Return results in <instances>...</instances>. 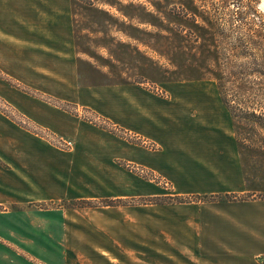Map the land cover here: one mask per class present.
<instances>
[{
	"label": "rangeland",
	"instance_id": "374dc122",
	"mask_svg": "<svg viewBox=\"0 0 264 264\" xmlns=\"http://www.w3.org/2000/svg\"><path fill=\"white\" fill-rule=\"evenodd\" d=\"M262 2L0 0V135H10L14 140L10 143L11 150H20L15 139L22 138L25 145L29 140L34 150H41L43 142L57 152H71L76 142L70 137V131L80 122L94 128L113 129L117 138L125 139L107 120L66 98L77 85L93 87L132 82L166 99L165 108L161 104L164 101H160L154 115L159 121H166L169 134L221 136L224 140L221 159L224 160L232 159L231 139L234 140L243 182L240 193L179 197L161 176L121 161L119 165L125 168L127 177V189L122 193H134V178H140L143 197L47 199L43 203L10 202L8 208L0 206V214L10 212L9 233L0 236V264H107L101 255L94 254L103 247V229L117 221L113 220L116 218L113 211L106 214V207L129 210L137 206L144 216L145 235L150 233V223L145 221L155 205L190 200H264V130L258 125L234 121L221 97L224 91L232 93L230 80L237 76L263 83ZM62 46L68 47L69 52L63 53ZM38 47L54 54L57 49V60L63 54L67 62L63 58L56 63L53 54L41 56L34 49ZM254 54L261 73L255 72ZM222 85L224 89L227 86L225 90ZM60 96L66 98L59 99ZM40 120L48 124L56 121L60 125L50 128L41 125ZM238 140L242 141L241 148ZM64 141H72L73 147H67ZM146 147L155 149L151 144ZM210 151H214V145ZM29 167L33 172V165ZM29 167L25 168L28 172ZM17 170L14 162L10 172L15 173H11L14 178L11 180L16 187L20 186L19 177H22L16 174ZM239 181L228 179L227 183L235 185ZM119 190L112 187L110 194ZM153 193L157 195L151 196ZM123 213V219L127 220L134 215L129 211ZM3 227L4 224L2 230ZM39 229L46 232L43 239L35 233ZM138 242L142 247L133 251L142 250V254L129 255L124 264H161L150 258V238ZM7 244L10 253L6 250ZM94 249L98 251L92 252Z\"/></svg>",
	"mask_w": 264,
	"mask_h": 264
},
{
	"label": "crops",
	"instance_id": "0c3cea01",
	"mask_svg": "<svg viewBox=\"0 0 264 264\" xmlns=\"http://www.w3.org/2000/svg\"><path fill=\"white\" fill-rule=\"evenodd\" d=\"M10 36L13 37L12 34ZM34 49L43 57L53 54L56 63L62 62L63 58L64 63L67 62L65 59L68 58L63 54L57 60V49L55 54L45 47ZM62 49L63 53L69 52L66 46ZM72 88L70 97L60 96L59 99H70L80 107L90 109L122 131L125 139L117 138L113 129H98L80 122L70 131L76 148L60 153L43 142L41 150L31 149L29 140L25 145L22 138L12 136L20 148L13 151L10 149V143H14L11 136L0 135V206L8 208L10 202L43 203L47 199L143 197V180L140 178H134V193H122L127 189V177L125 168L119 165L121 161L161 176L179 197L243 192L240 157L231 138L232 159L224 160L221 159V145L224 143L221 136L177 137L169 134L166 121H159L154 115L160 101H164L161 104L165 108L166 99L136 83L93 87L77 85V88ZM38 122L50 128L60 125L56 121L50 124L43 120ZM147 144L155 146V149H146ZM14 162L18 167L16 174L22 176L19 177L21 184L18 187L11 180L15 173L10 172V166ZM30 163L33 172L30 171ZM26 166L30 172L25 169ZM228 179L240 181L230 185ZM112 187L120 189L119 192L110 194ZM150 195L156 196L157 193ZM151 208L152 212L145 221L150 223V233L144 235V216L137 206L129 210L125 207H106V214L110 215L113 211L116 215L113 220L117 221L110 222L108 228L103 229V247L101 252L94 254L101 255V260L107 264H124L129 255L142 254V250L133 251L142 247L138 240L150 238V258L161 264H264V200H190L188 203ZM126 211L134 213L129 220L123 219V212ZM64 217L67 219L68 215ZM9 224L10 212L0 214L1 237L9 233ZM35 233L40 239L46 234L41 229ZM6 246L10 253V246Z\"/></svg>",
	"mask_w": 264,
	"mask_h": 264
},
{
	"label": "trees",
	"instance_id": "16d2710c",
	"mask_svg": "<svg viewBox=\"0 0 264 264\" xmlns=\"http://www.w3.org/2000/svg\"><path fill=\"white\" fill-rule=\"evenodd\" d=\"M253 56L255 72L261 73L262 71L259 72V70H257V66H259V62L256 58L257 55L254 54ZM240 68L243 70L245 69L242 64ZM261 77L263 83L260 84L258 81L249 80L245 76H237L236 79L232 78L230 80L232 84V93L229 94L227 91H224L221 97L224 107L229 111L234 121L242 122L247 125L251 124L252 126L258 125L264 130V73H261ZM221 87L225 90L227 86H225V89L224 85ZM238 142L239 145L242 144V141L238 140Z\"/></svg>",
	"mask_w": 264,
	"mask_h": 264
},
{
	"label": "built area",
	"instance_id": "2783aa9c",
	"mask_svg": "<svg viewBox=\"0 0 264 264\" xmlns=\"http://www.w3.org/2000/svg\"><path fill=\"white\" fill-rule=\"evenodd\" d=\"M122 132V131H121ZM123 135V134H122ZM124 136V135H123ZM65 142V144H66V146L67 147H73V142L72 141H64Z\"/></svg>",
	"mask_w": 264,
	"mask_h": 264
},
{
	"label": "water",
	"instance_id": "95a60500",
	"mask_svg": "<svg viewBox=\"0 0 264 264\" xmlns=\"http://www.w3.org/2000/svg\"><path fill=\"white\" fill-rule=\"evenodd\" d=\"M262 1H263V2H262V5H261V6H262V8L264 9V0H262Z\"/></svg>",
	"mask_w": 264,
	"mask_h": 264
}]
</instances>
